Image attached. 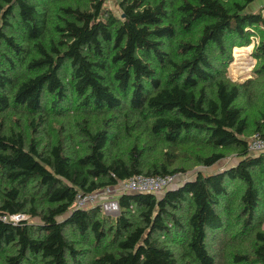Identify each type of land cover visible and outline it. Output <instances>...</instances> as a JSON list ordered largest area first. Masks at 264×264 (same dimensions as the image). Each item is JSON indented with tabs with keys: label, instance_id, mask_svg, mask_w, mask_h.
I'll return each mask as SVG.
<instances>
[{
	"label": "trees",
	"instance_id": "obj_1",
	"mask_svg": "<svg viewBox=\"0 0 264 264\" xmlns=\"http://www.w3.org/2000/svg\"><path fill=\"white\" fill-rule=\"evenodd\" d=\"M115 1L0 0V264H264V151L249 149L264 15L255 0ZM257 30L255 77L234 81L232 50ZM233 154L164 193H119L115 216L73 206Z\"/></svg>",
	"mask_w": 264,
	"mask_h": 264
},
{
	"label": "rangeland",
	"instance_id": "obj_2",
	"mask_svg": "<svg viewBox=\"0 0 264 264\" xmlns=\"http://www.w3.org/2000/svg\"><path fill=\"white\" fill-rule=\"evenodd\" d=\"M105 6H107L108 8H111L114 12H116L117 14L120 13V9L119 6L117 5L115 0H106V4ZM246 11L248 12H262V14L264 15V0H255L253 1L251 4H249V6L247 7ZM259 30L255 31V35H253L251 37V43L245 47H234L232 50V55H233V59L232 61L235 60V54H234V49L238 48V49H242V48H247L248 49V55L243 56L242 59L239 61V63L233 68L231 67V63L228 66V75L230 76V78L234 81H245L247 79L253 78L255 77L254 75V68L256 66L257 60L256 58L253 56V49L255 47L256 44L259 43L260 40V36L258 35ZM242 61L246 62L244 64H242ZM247 65V66H246ZM240 68V69H239ZM243 69V70H242ZM235 72V73H234ZM238 158L237 156H235V154L224 158L220 161H218L217 163L211 165V166H202V165H196L193 166L189 169H187V171L185 172H179L174 174V183L169 186L167 189H165L163 191V193L165 191H167L170 188H177L178 186L182 185L183 183H185L188 180L194 179L196 177V175L199 172H205V173H215L221 170H224L232 165H234L237 162ZM147 176V175H144ZM152 178H159L161 177L159 176H150ZM122 192L121 189L119 188V184H117L116 186H114V188H112V191L109 193L110 196L115 197V193L116 196H118V194ZM93 206L92 204H88ZM89 206V207H91ZM97 206H101V204H98ZM106 214L108 215H117V212H106ZM21 215V214H19ZM16 216H18L17 214L14 216H11L12 220H16ZM24 216V215H23ZM22 216V218H28L30 220V222H40L39 218H33L30 216L25 215L24 217ZM67 214L63 215V216H59L58 219L63 220L64 217H66ZM18 219V221L20 220ZM213 237H214V241H213V248L216 249L217 251L220 252L221 256L222 253L225 249V231L224 230H218L216 233H213ZM221 256L217 258V262L219 263L221 260ZM222 264H225V262H223Z\"/></svg>",
	"mask_w": 264,
	"mask_h": 264
},
{
	"label": "built area",
	"instance_id": "obj_3",
	"mask_svg": "<svg viewBox=\"0 0 264 264\" xmlns=\"http://www.w3.org/2000/svg\"><path fill=\"white\" fill-rule=\"evenodd\" d=\"M249 149L250 151L256 153L264 151V139L258 137V135L252 136V138L250 139ZM173 179H174L173 175H165L159 178H152L150 176H144V175H136L126 180L120 181L117 184H119V188L121 189L122 192L160 194L163 193L165 189H167L169 186H171L174 183L175 180ZM112 188L114 187L108 186L96 190L89 194L80 193L79 195H77V198L73 203V206L76 208H86L91 206L88 204H92L93 206H97L98 204H101V208L104 212L105 211L110 213L117 212L119 211V204L116 193H115V197L109 195V193L112 191ZM17 215L18 216H16L15 218L16 220L22 218V215L19 214Z\"/></svg>",
	"mask_w": 264,
	"mask_h": 264
},
{
	"label": "bare ground",
	"instance_id": "obj_4",
	"mask_svg": "<svg viewBox=\"0 0 264 264\" xmlns=\"http://www.w3.org/2000/svg\"><path fill=\"white\" fill-rule=\"evenodd\" d=\"M234 54H235V60L232 61V63H231V67H233V68L239 63V61L242 59L243 56L248 55V49L247 48L237 49L234 51ZM244 63H246V62L242 61V64H244Z\"/></svg>",
	"mask_w": 264,
	"mask_h": 264
},
{
	"label": "crops",
	"instance_id": "obj_5",
	"mask_svg": "<svg viewBox=\"0 0 264 264\" xmlns=\"http://www.w3.org/2000/svg\"><path fill=\"white\" fill-rule=\"evenodd\" d=\"M238 48H236V50H237ZM243 49V48H242ZM235 50V49H234Z\"/></svg>",
	"mask_w": 264,
	"mask_h": 264
}]
</instances>
